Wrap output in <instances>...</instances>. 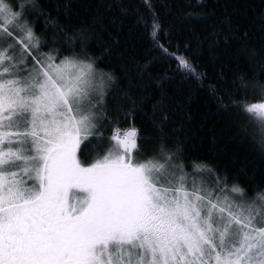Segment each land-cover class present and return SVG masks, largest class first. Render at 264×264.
<instances>
[{"label":"snow or ice","instance_id":"snow-or-ice-1","mask_svg":"<svg viewBox=\"0 0 264 264\" xmlns=\"http://www.w3.org/2000/svg\"><path fill=\"white\" fill-rule=\"evenodd\" d=\"M144 4L149 17L138 21L154 49L201 79L181 46H170L156 6ZM240 7L252 13L260 48L247 49L253 72L209 86L218 112L231 117L212 146L229 159L230 144H252L255 185L216 160L189 163L185 140L169 127L179 101L165 78L149 91L155 58L137 66L124 102L110 108L106 97L118 81L87 49L93 25L68 30L49 20L47 41L60 47L45 53L30 19L37 0H0V264H264V0ZM161 8L168 10L166 0ZM224 23L242 45L251 42L247 30L237 35L231 15ZM217 42L214 32L210 46ZM138 112L153 135H141ZM107 129L104 148L84 153L83 141H103Z\"/></svg>","mask_w":264,"mask_h":264},{"label":"trees","instance_id":"trees-1","mask_svg":"<svg viewBox=\"0 0 264 264\" xmlns=\"http://www.w3.org/2000/svg\"><path fill=\"white\" fill-rule=\"evenodd\" d=\"M40 9L32 13L30 19L35 26L38 36L45 46L42 52L60 47L47 41L51 29L47 27L49 20L66 26L68 30L82 25H93L92 39L87 45L90 54L101 57V67L111 69L117 77L118 86L108 91L106 100L110 108L123 103L121 91L127 86L128 79L136 77L137 66L143 65L152 58L148 65L153 86L149 89L155 94V80L162 79L169 96L179 101L172 115L170 128H174V136L185 140L186 155L189 163L193 160L213 159L226 164L239 175L242 181H251L255 185L260 180L259 156L250 143L236 142L228 146L229 159H224L218 150L213 149L212 137L216 130L223 126V121L230 116L218 112L215 101L210 94L209 86H227L234 75L251 73L247 52L249 48H260L259 33L251 26L252 13L245 14L243 8L246 0H166L168 10L161 8V0H151L160 12L165 28L169 30L170 46L177 44L192 59L197 71L202 74L196 79L186 71L178 70L175 60L161 57L154 49L152 36L138 17H149L144 0H37ZM259 3V0H251ZM112 3L113 7H106ZM120 6L128 9V14H121ZM189 12H196L195 18L188 17ZM43 13V14H41ZM203 14V15H200ZM232 16L237 35L248 31L251 42L242 45L235 39L230 29L224 23L226 16ZM216 33L218 42L210 46L212 34ZM227 37V39H225ZM189 44L187 49L183 48ZM109 51L101 56L103 49ZM67 55L68 53H62ZM256 71H259L257 68ZM133 91H139L133 89ZM136 125L141 135H153L154 131L143 112L135 117ZM131 123L124 119L122 128ZM253 121L250 131L256 130ZM110 129L105 130V139L100 141L89 137L82 143L84 153L102 150L107 142ZM247 167V171L242 169Z\"/></svg>","mask_w":264,"mask_h":264}]
</instances>
